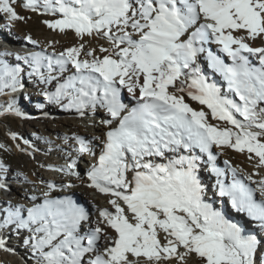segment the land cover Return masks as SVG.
Listing matches in <instances>:
<instances>
[{"label":"snow or ice","instance_id":"snow-or-ice-1","mask_svg":"<svg viewBox=\"0 0 264 264\" xmlns=\"http://www.w3.org/2000/svg\"><path fill=\"white\" fill-rule=\"evenodd\" d=\"M18 7L51 17L43 20L49 29L107 43L59 52L50 45V55L17 58L44 84L56 82L45 93L50 101L67 100L63 106L81 114L106 109L98 153L83 137L66 139L96 159L85 169L88 187L109 197L111 209L98 208L93 219L71 196L52 198L56 185L48 183L43 203L26 216L23 204L8 200L0 230H26L35 264H264V46L254 45L264 42V0H0L8 26L27 21ZM22 72L0 60V92L17 91ZM214 145L247 151L257 171L232 167L225 183ZM196 150L218 178L219 203L207 196ZM75 167L73 160L55 170L80 178ZM5 173L0 161V191L10 193ZM0 248L10 250L3 239Z\"/></svg>","mask_w":264,"mask_h":264},{"label":"bare ground","instance_id":"bare-ground-1","mask_svg":"<svg viewBox=\"0 0 264 264\" xmlns=\"http://www.w3.org/2000/svg\"><path fill=\"white\" fill-rule=\"evenodd\" d=\"M11 26H8L6 23V20L0 21V56L3 55L4 52L11 53V55H7L6 58L10 59L12 63H16L23 69V72H25V69L27 68L28 64L23 61L22 59H18L17 56H26L29 53L35 52L37 48H41L42 51L47 49L48 52H46L48 55H50L53 51V48H51L48 45H44L40 42L37 44H32L27 41H19L15 37L11 35H7L8 32H11ZM7 35V36H6ZM107 44V43H106ZM101 44H99L97 41H94L92 47H99ZM255 46H264L263 44H257L254 43ZM107 46V45H106ZM214 50L218 52V54L225 56L226 54L219 52V46L215 44L209 45ZM55 51H63V48L55 47ZM97 55H101L97 52ZM230 62V61H229ZM16 65V66H17ZM74 71V69H72ZM23 74V73H22ZM56 73L54 72L53 75ZM70 72H65L63 77H61L60 80L66 79L69 75H71ZM24 80L21 79V85L23 84ZM29 83V82H28ZM221 83V82H219ZM56 84V82H55ZM51 89V88H50ZM223 91V90H222ZM227 93L226 91H223ZM31 89L24 88L22 90H17L15 92H10L8 97L10 100L4 99L2 101V105L5 106L6 109L9 108V106L14 107V109H18L19 111H24L25 107H23V104H27L29 102L28 96L30 95ZM123 101L128 104L129 108H131L135 101L132 99V97H129L124 90H122L121 93ZM27 97V98H26ZM39 97H44L43 95H39ZM238 99V98H236ZM190 100V98H189ZM15 101V103H13ZM191 101V100H190ZM1 102V100H0ZM187 102V101H186ZM191 104V102H188ZM196 108L199 109L200 106L196 102ZM21 105V106H20ZM192 105V104H191ZM29 111V110H28ZM207 111V109H206ZM30 113L32 111L30 110ZM49 117L46 118L45 115L36 116V118L31 123V129L33 133L40 132L42 135L46 134L47 137H44V145L38 146L40 149L39 152L34 153L35 156L40 155L41 153L48 154L50 156L48 162H45L44 165H46L48 168V175H40L39 180H35L34 178L28 179L32 181H36L34 185H32V188H28L26 184V179L23 177H18L17 179H12L13 176H19L17 175L16 171L15 174L12 172V175L4 176V178L7 180L11 192L9 194L6 193V197L3 200H0V208H7L9 205L7 203L8 200H11L14 204L19 203L23 204L25 206V210L27 208L32 207L33 204H40L43 203L45 196L44 192L48 191L47 184L48 183H54L56 185V188L52 190L51 197L52 198H58V197H64V196H71L72 199H74L77 203L85 206L89 211L90 215L93 219L98 218V208H104L108 207L111 209L110 204L108 203L109 197L105 196L102 193H99L97 190L89 188L88 184L90 181L87 178L85 169L88 168L91 164L96 163V159L91 157V159H88V165H84L80 162L79 159L85 157L87 154H79L75 151V148L78 147L76 145V142L74 139H66L71 138L75 136H80L85 138L86 140H89L91 144L95 147V150L97 153L99 152V145H100V138H102V135L104 132L108 130V125L103 124L102 121L106 119H110L109 116H107V112L105 110H102L100 107H97L96 109L90 108V110L84 109L83 114H81L79 111H75L76 114H78V117L69 115L66 119L60 121L61 118H59V113L53 109L48 111ZM93 115H96L95 118ZM47 116V115H46ZM54 118L55 123L51 124L49 119ZM102 119V120H100ZM210 123L217 124L221 121H213L210 118ZM64 125L63 129L61 130L60 124ZM42 127V128H41ZM94 128V132H90L89 128ZM90 128V130H91ZM26 137L30 141H34L39 144L37 141V138L34 136H28ZM213 148L216 151V167L223 170L224 175L220 177V179H223L226 181V183H230L232 180V173L231 168L236 167L238 169L242 170V173H250L254 174L257 169L255 168L256 160H250L248 158L247 151L245 152H239L235 149H231L229 147H217L213 146ZM239 152V153H238ZM196 154H200V156H207L204 153H200L199 150H196ZM203 154V155H202ZM53 155H56L55 158H51ZM59 158V159H58ZM60 160V161H59ZM73 160L76 161V167L74 169L75 172L79 173V177L76 176H69L63 171H56L55 169L58 168H64L68 164H70ZM87 161V160H86ZM211 165L207 164L203 166V168L199 169V175L201 177L202 182L207 186L208 192L207 196L213 199L214 196L213 193L215 192V189H209L211 188V185L215 184L213 182L210 183V180L217 181V176L210 170ZM261 174L264 175V170H260ZM254 179H258V177L254 176ZM74 184V187L72 188H65L63 187L64 184ZM30 190V191H29ZM82 193V194H89V192H95L98 198L94 199L93 197L88 198L87 203H82L81 200H79L76 196V193ZM5 192L0 191V197L4 195ZM35 196L36 199L32 200L31 198ZM219 199V197H216ZM27 199H30V202H26ZM21 200V201H20ZM34 202V203H32ZM27 215V211L24 213ZM2 218V216H0ZM253 227H256L255 223L253 222ZM23 231V230H22ZM24 230L23 232H25ZM28 234L25 233L24 236H27ZM17 238H24L21 235L14 236L12 233H8L6 230H0V239H3L5 241V245L7 249H10L6 251L4 248H0V264H19L24 262L25 264H33L30 261L29 250L25 251H15L12 250L11 241H17ZM15 251V252H14Z\"/></svg>","mask_w":264,"mask_h":264},{"label":"rangeland","instance_id":"rangeland-1","mask_svg":"<svg viewBox=\"0 0 264 264\" xmlns=\"http://www.w3.org/2000/svg\"><path fill=\"white\" fill-rule=\"evenodd\" d=\"M17 10L20 11L22 15L27 16L28 19L26 22H16L14 26L10 27L11 32H8L7 35H11L21 42L27 41L25 37L28 35H31L34 40L44 45H48V46L54 45V48L57 46V47L63 48V50L67 47L76 46L81 42L85 43L86 46H88L89 44L92 46L94 41H97L99 44H103L104 46L107 45L106 41L95 40L92 37H85V39L81 41L75 35L74 31H71V30L65 33H61L58 30L49 29L43 23V20L51 19V17L42 16L39 13H32L30 11L23 10L19 7ZM2 20L4 21L6 19L3 18L2 14H0V21ZM254 43H257L259 45L260 43L263 44L264 42L257 40ZM44 49L45 50H43V52L47 54L46 53L48 52L47 49L46 48ZM41 51H42L41 48H37L35 52H41ZM0 60L6 61L9 65L13 67L17 65L16 63H12L10 59H7L6 56H0ZM42 71L46 72L47 70L42 69ZM31 72H32V69L28 64L27 68L25 69V72H22L23 74L21 73V79L22 81L24 80V82L22 86L19 87L18 89L20 92V90L24 88H29L31 89V92H32L30 93L28 98L26 97L27 99H29V102L27 104L22 105L23 107H25V110L21 111L22 113H24L23 116L16 115L15 114L16 109H14V107H12L13 111H9V108L6 109L5 106L2 105V101H4V99L10 100L8 95L11 92V90L5 89L3 92H0V100H1L0 102V145H3V147H0V161L4 162L7 168V173H5L4 176L10 177V175H12V172H14L15 174V171H16L17 172L16 174L19 176H13L11 178L17 179L18 177H23L25 179L26 177L27 178L26 184L28 188H32V185L36 183V181H32L28 179L34 178L35 180L38 181L40 175L42 174L46 176L48 175V170H47L48 168H46L47 166L44 165V163L48 162L50 158L48 154H44V153H41L38 156L34 155V153H37L40 150L38 146L44 145L43 138L47 137L46 134L42 135L40 132H37V133L32 132L31 123L36 118V116L45 115V117L48 119L50 118L48 111L53 109L57 112V114L59 113L58 114L59 118H61L60 121L66 119L67 116L71 114L72 116H76L79 119V121H81L80 118L78 117V114L75 113V111H77L75 108L69 109L63 106L64 104L67 103V100L62 101L61 103H55L53 101H50L45 95V93H50V92L55 91V85H56L55 81H53L52 84L46 85L40 80L38 76H35L34 74L30 75ZM213 79L217 80L218 82H221L219 84L222 86V90L226 91L227 89L226 82H224L219 77V74H216V76H214ZM60 82L62 83L63 81L60 80ZM124 92L127 93L126 90H124ZM127 94L129 97H131V94L129 93ZM39 95H43L44 97H39ZM185 99L187 102H191L192 107L196 108L197 104L195 101H190L188 97H185ZM86 109L90 110V107ZM101 109L106 111V109L104 108H101ZM30 110L32 111V113H30ZM93 116L95 117L96 115H93ZM107 116L109 115L107 114ZM95 118H99V117H95ZM55 120L56 119L54 118L49 119L51 124H54ZM58 124H60L59 128L62 130L64 125H62L61 123H58ZM219 124H224V122H220ZM227 126L231 127V125H227ZM90 128H89V131L91 133L94 132V128H91V130ZM13 135H15L16 137L15 139H13ZM26 135L36 137L39 144L34 141H30L26 137ZM213 152L214 154H216V151L214 148H213ZM55 156L56 155H53L51 158H55ZM88 159H91V156L85 155V157L83 156V158L79 160L82 164L88 165ZM207 164H209L207 160V156H201V162H200L199 169L203 168V166ZM213 182L216 184L215 181L210 180V183L213 184ZM215 184L211 185V188L209 189H212V188L215 189L214 188ZM76 196L79 200H81L82 203H85V204L87 203L88 198L90 197H93L94 199L98 198L95 192H89V194H82V193L77 192ZM5 197H6V193L0 197V200H3ZM213 199L216 200L217 203H219L220 198L218 199L214 197ZM27 201L30 202V199H27L26 202ZM25 212L26 210H24V213ZM24 215L26 216V214ZM6 231L8 233L9 232L12 233V235L14 236L21 235L25 238L27 237V236H24V234L27 233L26 231L25 232H23L24 230L17 231L14 226H12L11 229H8ZM23 241H24V238H17V241H14V242L11 241V244L13 246L9 248L11 249L13 248L12 250H15V251L20 250V251L26 252L27 250H29L27 254H29L30 261L33 264H35L33 253L30 247L26 246L23 243ZM19 264H25V263L22 262Z\"/></svg>","mask_w":264,"mask_h":264}]
</instances>
